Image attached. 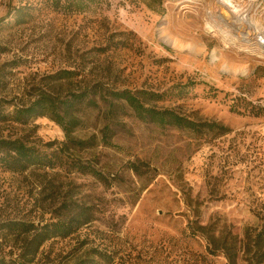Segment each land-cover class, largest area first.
<instances>
[{"label": "rangeland", "instance_id": "1", "mask_svg": "<svg viewBox=\"0 0 264 264\" xmlns=\"http://www.w3.org/2000/svg\"><path fill=\"white\" fill-rule=\"evenodd\" d=\"M22 1L31 0H0V20ZM228 1L97 0L82 13L43 9L20 26L0 23V102L11 111L41 95L93 90L90 104L73 111L71 137L87 144L60 153L98 174H1L0 257L18 256L34 234H11L4 221L42 227L82 211L88 222L45 241L32 264H75L106 245L112 264H227L199 226L240 239L257 223L252 206L264 202V0ZM120 40L122 47L101 48ZM60 70L73 77L57 78ZM180 86L188 90L180 99L143 103L230 132L160 127L109 95ZM232 104L262 115L239 114ZM0 137L41 149L65 140L48 116L0 124ZM65 201L74 203L65 209Z\"/></svg>", "mask_w": 264, "mask_h": 264}, {"label": "trees", "instance_id": "2", "mask_svg": "<svg viewBox=\"0 0 264 264\" xmlns=\"http://www.w3.org/2000/svg\"><path fill=\"white\" fill-rule=\"evenodd\" d=\"M97 0H31L16 3L7 11L0 23L2 27L10 25L20 26L29 22L35 17L34 11L43 9L63 14H76L85 12ZM122 43V44H121ZM122 47L125 44L120 40L117 43L113 41L102 46V50L111 49L112 47ZM72 70H60L55 76L59 79L69 80L73 77ZM185 87H176V89H167L164 92H153L146 90H118L111 91L109 95L112 99L122 100L128 105L136 116L146 122H153L160 127L173 126L179 129H187L196 133H210L216 135H226L230 129L217 121H193L176 113L170 108H157L147 105L144 101L164 102L165 100L176 96L178 99L184 96ZM188 92V90H187ZM186 92V93H187ZM93 90H80L72 92L70 97L53 99L45 95H41L33 102L21 106L14 107L11 111H7L6 107L0 102V124H18L24 126L29 121L41 117L48 116L54 122H57L64 133L65 140L60 142L48 143V148H39L35 145L25 144L17 137L3 138L0 137V175L1 174H17L24 175L27 172L36 173H60L62 170L69 173L81 172L83 174H91L98 176L97 171L90 165H84L79 162H72L63 157L61 149L69 147L71 144L83 148L87 144L86 141L76 140L71 137L72 132L77 127L78 121L73 115L76 107L84 103L85 106L90 104L91 94ZM236 104V103H234ZM232 104L230 109L239 114H249L255 117L262 115V109L248 108L246 105L238 108V105ZM61 146V148L51 149L53 146ZM72 201H65L62 207L69 209ZM256 225L246 226L242 237L239 239L231 232L216 237L215 231L208 227L199 226L204 231L201 235L206 238L212 247H208L212 253L222 252L227 259V264H264V202L259 201L251 208ZM77 216L63 221H50L43 224L42 227H35L33 223L19 222L14 219L1 223V228L7 232L18 235L23 232L30 233L33 230L32 238L26 242L24 240L22 253L18 256L8 255V257H0V264H32L39 246L45 241L54 237H67L83 224L88 222L82 219V211L77 212ZM25 230V231H24ZM205 232V233H204ZM239 252L241 256L238 257ZM115 251H111L109 247L91 248L87 254L75 264H112L114 263Z\"/></svg>", "mask_w": 264, "mask_h": 264}, {"label": "bare ground", "instance_id": "3", "mask_svg": "<svg viewBox=\"0 0 264 264\" xmlns=\"http://www.w3.org/2000/svg\"><path fill=\"white\" fill-rule=\"evenodd\" d=\"M223 2H225V3H227L228 5H231L230 3H229V1L228 0H222ZM232 8V7H231ZM233 10V9H232ZM237 11V9H234V12H236ZM225 14V18H229V16H227L228 14L227 13H224Z\"/></svg>", "mask_w": 264, "mask_h": 264}]
</instances>
